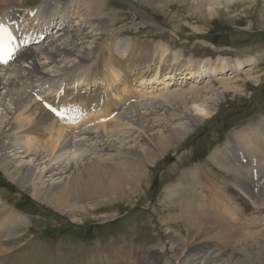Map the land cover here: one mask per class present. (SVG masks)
<instances>
[{
    "label": "bare ground",
    "instance_id": "6f19581e",
    "mask_svg": "<svg viewBox=\"0 0 264 264\" xmlns=\"http://www.w3.org/2000/svg\"><path fill=\"white\" fill-rule=\"evenodd\" d=\"M143 1L153 6L165 1L182 4L188 7L187 17L194 19V14L209 18L219 14L232 0ZM239 1L242 5L257 2ZM25 2L0 0V23L23 17L17 27L26 46L9 68H0V171L11 185L70 221H78L76 217L96 205L131 199L146 184L147 165L179 145L203 117L210 116L213 99H222L226 92L239 93L240 77L228 76L252 66L250 61L221 55L187 59L183 52L154 40L117 41L106 0H38L32 7ZM51 23L62 30L36 41L46 34L44 25ZM37 31V38L25 37ZM242 77L259 81L252 72ZM50 101L63 116L53 118L46 111H54ZM190 106L201 116L193 114ZM210 162L211 171L199 174L200 167L186 172L180 188L172 186L165 192L167 198L177 196L172 208L180 211L178 217L187 222L189 234L187 243L165 239L169 247L163 251L164 264H264V121L230 136ZM198 174L214 179L216 185L210 187ZM203 182L204 189L221 186L229 197L223 201L226 207L231 194L240 210L228 207L230 213L221 215L222 204L212 190L189 198ZM248 210L252 212L243 221L259 232H240L237 224L227 221L231 213L233 221L234 215L242 220ZM213 223L222 230L212 234ZM26 224L28 220L0 197V254L15 248L0 263H21L23 253L14 245ZM231 233H239L242 239H225L224 234ZM220 240H226L229 248L222 249ZM31 249L29 245L24 253L32 255ZM112 250L106 257L99 249L89 264H114V260L155 264L148 261L151 252L137 245L134 252L117 246ZM33 260L29 263L39 264Z\"/></svg>",
    "mask_w": 264,
    "mask_h": 264
},
{
    "label": "rangeland",
    "instance_id": "374dc122",
    "mask_svg": "<svg viewBox=\"0 0 264 264\" xmlns=\"http://www.w3.org/2000/svg\"><path fill=\"white\" fill-rule=\"evenodd\" d=\"M37 2L38 0H26L25 3L32 7ZM106 5L108 18L115 24L113 29L116 30L114 35L116 34L117 41L123 38L154 40L164 45L169 44L177 53L183 52L187 59H201L210 55L215 58L221 55L230 60L250 61L252 66L243 68L241 74L228 76V78L240 77L239 83H242V88L239 93L226 92L225 97L220 95L222 99H213L215 105L211 115L203 117L201 124H197L179 145L171 148L154 164L147 165L146 184L143 183L141 188L136 189L131 199L126 198L114 204L96 205L91 211H86L84 216L76 217L78 221H70L61 212H56L47 204L24 193L14 183L11 185L4 172L0 171V184H8L16 190L12 191L0 186L1 199L7 207L28 220V224L21 227L23 235L15 240L17 245L15 244L14 247L16 246L18 250L20 249V253H23L21 263L16 264H30L29 262L34 261V258L39 264H62L63 260L64 264L66 262L89 264L91 256L99 249L100 251L103 249L107 257L116 246L134 252L136 245L143 251L145 249L146 252H151L148 261L164 264L163 251L165 247H169L168 236L177 239L179 243H187L189 234L187 222H184V225L178 217L180 211L172 208L177 196L171 195L167 198L166 190L171 189L172 186L180 188V184L187 180H180L186 172L200 167L199 174L203 171H211L213 164L210 162V157L214 151L226 144L228 136L264 121V0H257L256 4L251 5H242L239 0H232L227 5H221L219 14H214L210 18L194 14V19L187 17L188 7L175 2L165 1L160 6H153L143 0H106ZM198 17L202 19H196ZM141 21L148 24L142 25ZM249 72L255 73L259 81L242 77ZM179 80L177 78L175 82L178 83ZM211 95L208 98L213 97ZM190 108L193 114L200 115L196 107L190 106ZM198 177L203 180L205 178L206 182H204L210 187L216 185L215 180L207 175ZM204 182L202 185H196L195 193H189V198L194 199L197 192L199 196H206L212 190L211 193L213 195L217 193L218 200L222 204L221 215L230 213L228 207L232 210H240L239 202L235 201L231 194H229L231 203L226 207L223 201L229 197L225 196L226 192L221 186L204 189ZM91 202L83 201L86 205ZM251 212L246 211L240 221L236 220L235 215L233 221L231 213L227 221L237 224L240 232L247 230L257 232L258 230L254 228L249 229L246 221H243ZM206 214L208 215L207 211ZM163 222L167 223L166 226L162 225ZM209 228L214 230L212 234L222 230L218 229L216 223L210 224ZM219 234L222 236L221 233ZM224 236L225 239L230 237L242 239L239 233L224 234ZM84 239L87 242L82 243L81 240ZM29 245L33 249H38H31L32 255L24 253V249H29ZM218 245L222 249L229 248L226 240H220ZM17 246H21L22 249ZM14 249H11V252L1 253L0 260L9 256ZM46 253H49L48 257ZM4 262L0 264H6ZM113 262L125 263L120 261L115 263V260ZM130 263L126 262V264Z\"/></svg>",
    "mask_w": 264,
    "mask_h": 264
},
{
    "label": "snow or ice",
    "instance_id": "6c2138e0",
    "mask_svg": "<svg viewBox=\"0 0 264 264\" xmlns=\"http://www.w3.org/2000/svg\"><path fill=\"white\" fill-rule=\"evenodd\" d=\"M13 43L11 35L7 29L0 25V64L7 63L12 58V49L10 45ZM63 116V113H57Z\"/></svg>",
    "mask_w": 264,
    "mask_h": 264
}]
</instances>
